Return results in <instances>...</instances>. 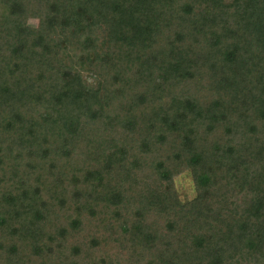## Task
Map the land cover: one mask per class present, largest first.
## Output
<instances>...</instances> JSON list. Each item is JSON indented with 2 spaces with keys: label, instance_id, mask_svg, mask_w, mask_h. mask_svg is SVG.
I'll list each match as a JSON object with an SVG mask.
<instances>
[{
  "label": "trees",
  "instance_id": "1",
  "mask_svg": "<svg viewBox=\"0 0 264 264\" xmlns=\"http://www.w3.org/2000/svg\"><path fill=\"white\" fill-rule=\"evenodd\" d=\"M0 264H264V0H0Z\"/></svg>",
  "mask_w": 264,
  "mask_h": 264
},
{
  "label": "rangeland",
  "instance_id": "2",
  "mask_svg": "<svg viewBox=\"0 0 264 264\" xmlns=\"http://www.w3.org/2000/svg\"><path fill=\"white\" fill-rule=\"evenodd\" d=\"M176 183L178 190L184 200L193 198V182L187 173H184L177 177Z\"/></svg>",
  "mask_w": 264,
  "mask_h": 264
}]
</instances>
